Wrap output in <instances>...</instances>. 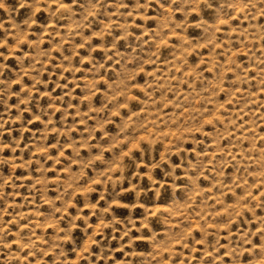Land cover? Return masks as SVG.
<instances>
[{"label":"rangeland","instance_id":"rangeland-1","mask_svg":"<svg viewBox=\"0 0 264 264\" xmlns=\"http://www.w3.org/2000/svg\"><path fill=\"white\" fill-rule=\"evenodd\" d=\"M0 264H264V0H0Z\"/></svg>","mask_w":264,"mask_h":264}]
</instances>
